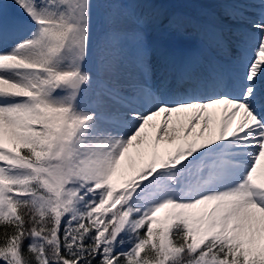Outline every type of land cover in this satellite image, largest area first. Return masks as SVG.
Returning <instances> with one entry per match:
<instances>
[{"label":"snow or ice","instance_id":"6c2138e0","mask_svg":"<svg viewBox=\"0 0 264 264\" xmlns=\"http://www.w3.org/2000/svg\"><path fill=\"white\" fill-rule=\"evenodd\" d=\"M0 264H264V0H0Z\"/></svg>","mask_w":264,"mask_h":264}]
</instances>
